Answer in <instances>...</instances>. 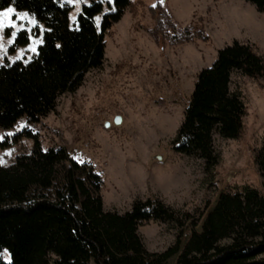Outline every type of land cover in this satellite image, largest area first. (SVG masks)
Instances as JSON below:
<instances>
[{
	"label": "trees",
	"instance_id": "1",
	"mask_svg": "<svg viewBox=\"0 0 264 264\" xmlns=\"http://www.w3.org/2000/svg\"><path fill=\"white\" fill-rule=\"evenodd\" d=\"M87 1L70 26L71 6L65 0H0V10H24L44 26L36 54L29 60L5 58L0 65V129L21 118L39 122L60 96L74 92L88 71L102 65L104 33L131 0ZM245 1L264 16V0ZM148 10L154 23L147 32L157 45L210 43L202 26H180L162 2ZM28 43L27 32L21 30L8 51ZM234 72L263 77L264 54L238 41L218 50L212 65L198 73L172 141L173 151L201 159L207 173L219 163L214 136L237 139L243 129L245 106L230 88ZM25 135L33 141L31 153L0 165V254L10 256L9 262L0 258V264H164L178 252L168 264H264V191L227 188L189 244L180 245L178 235L163 252H149L138 233L142 222L194 229L209 206L198 219L158 198L135 200L124 213L104 211L102 179L92 166L79 164L62 147L43 150L36 134ZM255 163L264 184V144Z\"/></svg>",
	"mask_w": 264,
	"mask_h": 264
},
{
	"label": "rangeland",
	"instance_id": "2",
	"mask_svg": "<svg viewBox=\"0 0 264 264\" xmlns=\"http://www.w3.org/2000/svg\"><path fill=\"white\" fill-rule=\"evenodd\" d=\"M65 1L71 6L68 19L73 26L81 5L88 1ZM157 1L180 26H202L210 43L157 45L147 32L154 23L148 6ZM9 7L15 9L9 17L15 27L5 20L0 28V65L5 58L29 60L43 40V24L13 6L0 13ZM18 14L27 15L20 19ZM100 17H95L97 25ZM21 30L27 32L29 43L9 53ZM233 41L253 44L264 54V16L245 0H131L120 20L104 33L102 65L88 71L78 89L60 96L54 110L39 122L21 118L11 128L0 129V143L7 144L0 146V165L9 166L18 156L31 153L33 141L25 135L30 131L43 150L65 148L76 162L93 167L102 179L104 211L124 213L135 200L158 198L180 214L198 219L222 188L264 191L255 163L264 144V76L231 75L230 88L245 106L243 129L237 139L214 136L219 163L210 173L201 159L172 150L198 73ZM116 116L121 117L119 124L113 122ZM198 226L178 230L151 220L142 222L138 233L147 251L163 252L178 235L180 245L189 244ZM0 258L10 260L6 251Z\"/></svg>",
	"mask_w": 264,
	"mask_h": 264
},
{
	"label": "water",
	"instance_id": "3",
	"mask_svg": "<svg viewBox=\"0 0 264 264\" xmlns=\"http://www.w3.org/2000/svg\"><path fill=\"white\" fill-rule=\"evenodd\" d=\"M113 122H114L115 124H119V123L121 122V117H120V116H116V117L114 118V121H113ZM225 192H226V189H225V188H222V189L218 192V194H217V196H216L214 202L211 204V206L208 208V210L206 211L205 215L203 216V218H202V220H201V222H200V224H199V226H198V228H197V230H196V232H195L196 234H198V233L201 231V228H202V225H203L205 219L207 218V216L209 215V213H210V212L213 210V208L215 207L216 203H217L218 200H219V197H220L223 193H225ZM196 234H195V235H196ZM178 254H179V252H178L176 255H174L173 257L167 259V260L165 261L164 264H168L169 261H171V260H173V262H174L175 259H176L177 256H178Z\"/></svg>",
	"mask_w": 264,
	"mask_h": 264
},
{
	"label": "snow or ice",
	"instance_id": "4",
	"mask_svg": "<svg viewBox=\"0 0 264 264\" xmlns=\"http://www.w3.org/2000/svg\"><path fill=\"white\" fill-rule=\"evenodd\" d=\"M15 12V9H13L12 7H9L7 9L4 10V12L0 13V28H3L5 26V20H8L9 26L11 27H15V23L13 21H11L9 19V17ZM24 15L27 14H18V18L22 19ZM99 19V18H97ZM34 23V21H33ZM23 24L20 25V28H23ZM16 32H13L12 35L16 36ZM11 42V41H10ZM33 51H35V48L32 49ZM9 135H11V133H9Z\"/></svg>",
	"mask_w": 264,
	"mask_h": 264
}]
</instances>
